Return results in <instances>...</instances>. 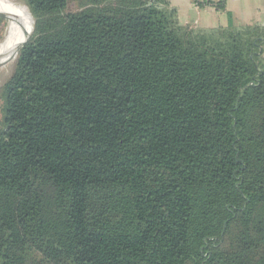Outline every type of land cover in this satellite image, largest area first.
Returning <instances> with one entry per match:
<instances>
[{"label":"trees","instance_id":"16d2710c","mask_svg":"<svg viewBox=\"0 0 264 264\" xmlns=\"http://www.w3.org/2000/svg\"><path fill=\"white\" fill-rule=\"evenodd\" d=\"M20 1L0 264H264V27L194 32L167 0Z\"/></svg>","mask_w":264,"mask_h":264},{"label":"crops","instance_id":"0c3cea01","mask_svg":"<svg viewBox=\"0 0 264 264\" xmlns=\"http://www.w3.org/2000/svg\"><path fill=\"white\" fill-rule=\"evenodd\" d=\"M167 1L176 12L178 24L194 32L226 28L230 19L236 27H264V0H224L222 11L197 7L193 0Z\"/></svg>","mask_w":264,"mask_h":264},{"label":"bare ground","instance_id":"6f19581e","mask_svg":"<svg viewBox=\"0 0 264 264\" xmlns=\"http://www.w3.org/2000/svg\"><path fill=\"white\" fill-rule=\"evenodd\" d=\"M0 3L9 9V13H7V16L9 17L7 29L5 35L0 41V84H1L3 77L8 73L7 71L16 57L17 54L16 48L19 46V44L22 41L23 27L21 26H22V21L24 19L23 15H25V13H27L28 10L26 6L17 3L16 0H13L11 4L6 3L4 1L3 2L0 1ZM30 23H31V15H30Z\"/></svg>","mask_w":264,"mask_h":264},{"label":"rangeland","instance_id":"374dc122","mask_svg":"<svg viewBox=\"0 0 264 264\" xmlns=\"http://www.w3.org/2000/svg\"><path fill=\"white\" fill-rule=\"evenodd\" d=\"M0 1H2V2L4 1V2H6V3L11 4L13 0H0ZM16 1H17V3H19V4H23L20 0H16ZM193 1H194V0H193ZM77 9H78V2L75 1V0L70 1L69 4H68V6H67V11H68V12H72V11H75V10H77ZM3 12H7V13H9V9H8L6 6H4L3 4L0 3V13H1L2 16H3V18L0 19V41L2 40L3 36L5 35L6 29H7V25H8V20H9V17H4V13H3ZM21 15H22V13H21ZM2 16H1V17H2ZM23 16H24V19H23V21H22V26H21V27H23L22 29L24 30V27H25V15H23ZM23 16H22V17H23ZM15 58H16V57H15ZM14 61H15V59H14ZM14 61H13V63H11V65H10V67H9V69H8V71H7L8 73L3 77L0 86H1L5 81H7V79H9L10 76L12 75Z\"/></svg>","mask_w":264,"mask_h":264},{"label":"built area","instance_id":"2783aa9c","mask_svg":"<svg viewBox=\"0 0 264 264\" xmlns=\"http://www.w3.org/2000/svg\"><path fill=\"white\" fill-rule=\"evenodd\" d=\"M219 0H194V4L197 7H210L215 8V5L218 3Z\"/></svg>","mask_w":264,"mask_h":264},{"label":"water","instance_id":"95a60500","mask_svg":"<svg viewBox=\"0 0 264 264\" xmlns=\"http://www.w3.org/2000/svg\"><path fill=\"white\" fill-rule=\"evenodd\" d=\"M27 8V7H26ZM0 16H2V14L0 13ZM3 17V16H2ZM32 30H33V24L31 26V30H30V33L25 37L24 40H22V42L19 44V46L16 48V51L18 52V50L23 46V44H25L27 42V40L30 38L31 36V33H32Z\"/></svg>","mask_w":264,"mask_h":264}]
</instances>
